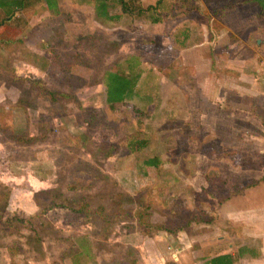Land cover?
Instances as JSON below:
<instances>
[{
    "label": "rangeland",
    "instance_id": "1",
    "mask_svg": "<svg viewBox=\"0 0 264 264\" xmlns=\"http://www.w3.org/2000/svg\"><path fill=\"white\" fill-rule=\"evenodd\" d=\"M51 1L0 15V264H140L161 229L173 259L240 223L231 202L264 193L259 3L164 2L154 24L117 0L109 21L93 0ZM110 73L132 78L131 99L105 103Z\"/></svg>",
    "mask_w": 264,
    "mask_h": 264
},
{
    "label": "crops",
    "instance_id": "2",
    "mask_svg": "<svg viewBox=\"0 0 264 264\" xmlns=\"http://www.w3.org/2000/svg\"><path fill=\"white\" fill-rule=\"evenodd\" d=\"M157 1H160L159 6H162L165 2V6L170 7L177 0H138V3L142 8L148 6H154ZM201 0H198V3ZM243 1L236 2L237 5H241ZM243 4V3H242ZM175 9V8H174ZM178 12H182V9H178ZM4 12L0 9V15ZM111 19H108V21ZM113 20V19H112ZM153 22L154 19H148ZM173 21V19H170ZM216 20V19H215ZM156 21V22H155ZM153 23L160 24L158 19ZM176 22L170 31L172 43L179 46V50H175L176 57H173V64L176 65L178 60L182 69L189 66V61L185 58L187 48V38L190 29L188 28V19H176ZM202 31H206L205 25H202ZM156 30V29H155ZM227 32V31H224ZM215 37V36H214ZM217 39V37H215ZM219 40V38H218ZM246 52L247 49H244ZM233 52V51H232ZM236 54L237 49L234 50ZM199 61L195 63L198 65ZM177 66H174V70ZM180 69V68H179ZM230 70V69H229ZM259 201V203L257 202ZM232 206L225 212L228 218H234L233 220H240V223L234 221L230 222L223 235H218L216 239H205L201 241L196 248L192 250L191 243L186 241L180 249V252L172 259H166L163 243L159 240L166 242V239L170 236L167 233L154 236L149 241L146 240L148 245L154 249L155 256H149L144 258L139 257L140 264H166L170 261L172 264H210V262L218 257L225 256L221 262H229L230 264H264V193L256 195L254 197H248L242 204L240 202H231ZM230 220V219H229ZM218 230H222L216 228ZM225 233L227 235H225ZM156 235V234H155ZM156 238H159L156 243ZM141 249V247L139 246ZM163 251V252H162ZM148 258L149 261H148ZM143 262V263H142Z\"/></svg>",
    "mask_w": 264,
    "mask_h": 264
},
{
    "label": "trees",
    "instance_id": "3",
    "mask_svg": "<svg viewBox=\"0 0 264 264\" xmlns=\"http://www.w3.org/2000/svg\"><path fill=\"white\" fill-rule=\"evenodd\" d=\"M45 3L47 7L51 5V0H40ZM95 3L94 9L96 10V16L100 17L102 19H116L117 16H111L107 12V2L110 0H93ZM257 3H259V15L264 17V0H255ZM30 0H0V9L5 13V8L6 6H11L13 9H23L25 7L26 3H29ZM119 3L120 11L123 14H133L134 16H141V14H146V16L150 19L151 18L150 14L153 13L157 6H159L160 1H157L154 6H148L145 8H142L140 4L138 3V0H128V1H123V0H117ZM193 2L191 3V0H177L172 4L168 10H173L175 9H182V12L184 10L192 8ZM236 5V3H229L228 8ZM7 15V14H6ZM156 20V18H155ZM153 20V22L155 21ZM264 21V19H261ZM156 22V21H155ZM263 23V22H262ZM264 24V23H263ZM132 78H126V77H121L116 74H109L107 75L106 79V91H105V103L109 106H112L113 104H121L125 102L126 100L131 99L133 95V88L135 82L130 83ZM128 84H132L131 88H128ZM156 159L154 158H149L145 159L142 161V164L144 165L145 168L148 167H155L156 166ZM159 231V230H158ZM162 232L165 233H170V231H167L165 229H161ZM224 259H226L225 256H221L218 258L213 259L210 264H230L229 262H221Z\"/></svg>",
    "mask_w": 264,
    "mask_h": 264
}]
</instances>
